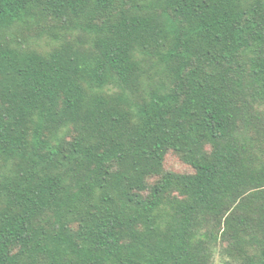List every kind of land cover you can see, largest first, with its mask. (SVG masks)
<instances>
[{
	"label": "trees",
	"instance_id": "1",
	"mask_svg": "<svg viewBox=\"0 0 264 264\" xmlns=\"http://www.w3.org/2000/svg\"><path fill=\"white\" fill-rule=\"evenodd\" d=\"M143 1L0 0L96 10L93 50L0 42V264H264V0Z\"/></svg>",
	"mask_w": 264,
	"mask_h": 264
},
{
	"label": "rangeland",
	"instance_id": "2",
	"mask_svg": "<svg viewBox=\"0 0 264 264\" xmlns=\"http://www.w3.org/2000/svg\"><path fill=\"white\" fill-rule=\"evenodd\" d=\"M140 4L147 3L143 0H136ZM149 3L155 0H148ZM94 4H91L85 11L79 14H68L65 16L54 17L47 15L44 12L37 10L26 18L12 26L10 29L0 30V42L16 48L21 51L36 52L45 57H48L56 49L69 47L72 50L88 51L93 50L94 33L92 26L95 24ZM119 5H122V1ZM164 39H170L164 36ZM170 44V43H169ZM169 48V46H168ZM165 51L159 55L155 48L138 49L136 51V59L144 62L147 66L160 65L166 66L164 58ZM156 70V69H155ZM154 72V70L152 71ZM112 74V73H111ZM108 73V78L112 83L105 85V92L117 91L113 82L116 77ZM86 91L97 90L99 87L92 84L88 80H81ZM115 84V83H114ZM64 132L63 134H65ZM67 133L66 135H68ZM165 168L167 171L177 173H191L192 170L185 165L177 155L170 152L165 158ZM224 257L220 252H216L212 264H225Z\"/></svg>",
	"mask_w": 264,
	"mask_h": 264
}]
</instances>
